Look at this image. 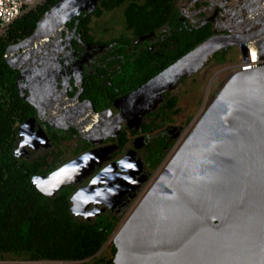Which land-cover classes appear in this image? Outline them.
<instances>
[{
	"label": "water",
	"instance_id": "obj_1",
	"mask_svg": "<svg viewBox=\"0 0 264 264\" xmlns=\"http://www.w3.org/2000/svg\"><path fill=\"white\" fill-rule=\"evenodd\" d=\"M98 1L58 0L37 22L34 32L11 48L21 49L19 59L35 65L38 54L60 37L65 22L83 11H91ZM245 8L246 18L254 24L264 21V0H253ZM60 9L65 14L54 18ZM48 19H51L49 25L39 30ZM226 31L229 33L208 36L120 99L124 102V114L138 115L139 125L141 116L156 107L164 90L173 89L177 80L196 72L209 56L231 45L238 46L243 62L254 61L255 51V56L264 57V50H260L264 43V26L245 29L242 33H234L232 28ZM210 44V49L196 55ZM21 77L17 78L20 94L35 104L43 76L38 74L33 79V87L28 88L26 96L21 92ZM164 79L163 86L157 87L156 84ZM146 100L153 102L145 106ZM97 117V113L93 114L94 119ZM29 121L19 126L20 135L29 134L24 127ZM90 126L91 123L83 125L81 131H87ZM110 151L109 146L85 152L93 154L95 159L82 168L73 181L61 184L51 196L67 184L82 181L108 159L106 154ZM83 154L62 165L72 161L81 163ZM135 164L138 169L142 166L140 160ZM109 165L112 172L100 170L94 177L100 179L108 174V182L113 180L114 184L92 188L89 183L78 190L86 189L88 194H94L101 189L107 199L97 197V200L106 204L121 195L129 181L123 177L131 178L136 170H126L118 164L121 172L114 174V164ZM49 174L33 176L46 179ZM147 179L148 175L140 178L137 188ZM109 189H114L115 195ZM72 208L73 203L71 212ZM101 210L104 209L99 213ZM104 243L94 255L101 251ZM113 246V264H264V62L244 70L237 68L231 73L117 229Z\"/></svg>",
	"mask_w": 264,
	"mask_h": 264
},
{
	"label": "flooded vegetation",
	"instance_id": "obj_2",
	"mask_svg": "<svg viewBox=\"0 0 264 264\" xmlns=\"http://www.w3.org/2000/svg\"><path fill=\"white\" fill-rule=\"evenodd\" d=\"M126 1L128 3L125 7L124 15L127 22L126 10L130 3L133 1L136 5L142 6L146 0H132L131 2L130 0H125L122 3ZM173 4L176 7V0ZM209 4L207 3L205 8L212 9V14L206 16L203 7L196 8L191 14L197 17L196 19H193L185 8L176 7L181 23L188 29L209 25L211 33L208 36L228 34L229 32L226 29L232 28L233 30V20L240 15H236L237 11L228 5L227 0H213ZM116 6L107 8L99 0L98 5L96 4L91 11L81 12L84 15H89L86 28L81 26L79 22L81 13L68 19L64 24L65 29L61 31L60 37L55 39L54 52L52 54L44 53L41 58L42 61H36L35 65H30L27 61H21L19 59L21 49L18 48H10L8 54L12 58H6L7 63L17 71L16 89L24 101L23 108L27 110L26 116L21 121L17 120L14 123L17 135L13 144V155L24 140V136L19 134L18 128L26 120L30 119L26 124L29 126L26 129L29 133L28 135H36V132H38L36 136L44 140V143L41 144L39 139H34L31 146L26 145L20 148V157L17 158L14 155L17 161L32 162L36 159L45 163L46 160H44L45 157L42 153L49 148H54L53 159L47 161L53 162L54 160L53 164L41 172L35 173L47 175L60 165L85 152L111 147V151L106 154L108 159L104 160L100 166H96L82 181L75 184H67L54 196L47 197L54 198L62 191L67 192L70 210L72 194L80 187L88 185L90 180L104 167L114 164L113 173L116 174L121 172L118 166L119 160L126 157L129 162L136 163L139 160L141 161V168L138 169L136 166V172L134 171L132 177L126 183L125 191L121 195L110 200L108 204L105 202H99L96 205L90 203L86 207V211L104 209L98 215L85 219L83 216L73 215L70 210L77 220L90 222L95 221L101 215L113 217L112 214L114 215V213H120L125 208H134L136 206V200L140 193L138 191L142 190L137 188L136 183L145 175H148V178L150 177L147 168L151 166L152 158L157 155L156 149L158 147L161 148L160 161L166 159L163 153L171 147L168 144L171 140L175 141V135L178 131L180 132L181 128L170 125L165 117L166 113L164 110L170 109L168 100L172 97L170 93L172 89L163 91L162 99L159 100L153 110L141 116L139 125L137 124L138 115L130 116L125 115L126 113L124 114V102L122 103L120 99L139 88L173 63H167V65L153 73V71L144 67L146 60L142 61L139 59L140 54L143 52L161 54L170 50L172 45L170 39H168L171 34L168 22L142 33H136L135 28L126 23V29L131 31V35L124 34L109 39L98 38L92 34L91 16H100L103 9L109 10ZM97 9H99V12ZM183 9L185 12L182 11ZM197 19L200 20L197 21ZM227 49L229 47L224 50ZM8 54L5 52V56ZM148 64H151V62L148 61ZM38 74L43 76V83L39 86L41 92L34 99V104L20 94L17 78L22 75L20 87L21 92L26 96L29 93L28 88L33 87V79L38 77ZM183 78L177 80L175 86ZM152 102L153 100H146L144 105ZM126 104L127 102H125ZM95 113L98 114L97 119L93 118ZM156 116H161L162 120H160L158 126H162L164 129L153 135L152 132L156 125H153L152 121H148L147 118ZM89 123H91L90 128L87 131H81L83 125H88ZM45 136L48 138L47 140ZM70 140H74L73 144L69 142ZM65 142L67 144L70 143L71 149L66 151V155L63 156L61 149ZM156 142L157 145H155ZM143 149L145 151L141 154ZM108 179L109 175L104 174L100 178V182L92 185V188L114 184L113 180L108 182ZM133 194H135L134 197H131ZM97 260L94 255L71 264H92Z\"/></svg>",
	"mask_w": 264,
	"mask_h": 264
},
{
	"label": "trees",
	"instance_id": "obj_3",
	"mask_svg": "<svg viewBox=\"0 0 264 264\" xmlns=\"http://www.w3.org/2000/svg\"><path fill=\"white\" fill-rule=\"evenodd\" d=\"M57 1L45 0L29 9L10 24L6 36L0 37V257L12 254L30 259L82 260L93 256L106 239L108 215H101L93 222L77 220L69 210L67 192L62 191L54 198L47 197L32 184L31 175L41 172L43 163L36 159L17 161L13 155L17 135L14 123L21 121L27 110L23 108L24 101L16 89L17 71L7 63L5 50L12 42L31 35L37 22ZM123 1L101 0V4L111 8ZM174 1L146 0L142 6L132 1L126 10L127 23L135 28L136 33L169 23L170 50L161 54L143 52L139 56L142 61L146 60L147 66L144 64V67L153 73L174 62L211 33L209 25L184 27ZM88 16L79 15V22L85 28ZM223 54L215 52L213 56L223 60ZM175 103L174 96L169 98L170 108ZM172 143L173 140L168 146ZM156 150L151 166L161 159V148ZM98 261L113 264L112 258H99Z\"/></svg>",
	"mask_w": 264,
	"mask_h": 264
},
{
	"label": "rangeland",
	"instance_id": "obj_4",
	"mask_svg": "<svg viewBox=\"0 0 264 264\" xmlns=\"http://www.w3.org/2000/svg\"><path fill=\"white\" fill-rule=\"evenodd\" d=\"M211 1L213 0H176V7L185 8V10H187L186 12L189 15H191L196 8L203 7L204 11L206 12V16H208L212 14L213 10L209 8H205V7H206V4L207 3L209 4ZM227 1H228V5L231 8L233 7V10H236L237 13H239L242 10L241 6L245 0H241L238 3L235 2V0H227ZM252 1L253 0H249L248 3ZM127 3L128 2L126 1L120 4L119 6H116L109 10L103 9V12L100 16L92 15L91 16V29H92L91 33L94 34L96 37L102 38V39L104 38L109 39V38L117 37L119 35H124V34L131 35V31L126 29L127 22L125 20V15H124V11H125V7ZM97 5H98V2H97ZM33 7L35 6L27 5L24 9V13ZM185 10L183 9L182 11L185 12ZM243 15H246V11L243 12ZM191 17L193 19L197 18L193 15H191ZM198 20L200 19H197V21ZM252 24H254L253 20H251L249 23H247V25L243 27L241 33L243 32V30H245L247 26L252 25ZM239 27H242V26L240 25ZM258 27H262V24L261 23L256 24L255 28H258ZM234 32H238V31H234ZM27 37L28 36H26L25 38ZM23 39H19L17 42H12L7 47L5 52H7L8 54L9 48L18 44ZM15 48L16 47H13V49ZM263 48H264V43H263ZM217 52H224L223 60H218L215 56H213L214 54H212L211 56L208 57L207 61L204 63V65L200 69H198L194 73H191L189 76L184 77L183 80L180 81L170 91L171 95L176 98V103L170 109L164 110L166 113L165 117L166 119H168V123L170 125L179 126L181 128H180L179 134L175 136V141L172 143L171 147L163 153L164 157H167L170 154V152H171V156L173 155L174 152L172 153V150L175 147V145L178 143L180 137L182 136L180 141H182L186 137V135L188 134L192 126L196 123V121L204 113V111L206 110L211 100L214 98V96L216 95L220 87L227 80V78L231 75V73L235 71L237 68H240V65L247 63V62H243L242 55L237 45H231L229 46V49L227 50L222 49ZM6 58L10 59L12 58V56L8 54L6 55ZM147 120L148 121L151 120L153 125H156L154 127V131L152 132L153 135L161 132V130L164 129L162 126L161 127L158 126L160 120H162L161 116L148 117ZM69 142L73 144L74 140H70ZM180 143H178V145ZM69 144H67V142L63 144V147L61 149V151H63L62 153L63 156L66 155L65 154L66 151L71 149V146ZM155 145H157V142L155 143ZM144 151L145 150L143 149L141 151V154H143ZM53 152H54V148H49L46 152L42 153L45 157L44 160H46V162L43 163V165L41 166L42 170L46 169L47 167L53 164L54 160L53 162H47L53 159ZM59 159H62V158H59ZM161 162L162 161H160L155 166H150L147 168V171L149 172V176L153 178L151 183L157 177L162 167L166 164V162L160 164ZM150 179L148 178L144 182V184L140 187L142 190L138 191V193L140 192L139 198H140V194L143 193L142 191H144V188L146 187V185H148ZM129 209L130 208L128 209L125 208L120 213H114V215L112 214L113 217H110L109 220L106 222L108 224L105 227V231H106V239L104 241L105 243L101 251L95 255L96 259L102 258L104 260H107V259L113 258V255H114L113 237L117 229L121 226L123 221L127 218L126 216L128 215L126 214ZM11 257H15V256L12 254H5L2 258H11ZM92 264H102V263H99V261L98 262L95 261Z\"/></svg>",
	"mask_w": 264,
	"mask_h": 264
},
{
	"label": "clouds",
	"instance_id": "obj_5",
	"mask_svg": "<svg viewBox=\"0 0 264 264\" xmlns=\"http://www.w3.org/2000/svg\"><path fill=\"white\" fill-rule=\"evenodd\" d=\"M66 19V17H65ZM25 129L29 126L24 125ZM24 136V140L20 144V148L25 147L26 145L31 146L32 141L34 139H39L41 144L44 143L42 138H38L35 134L31 136L25 135V133H21ZM20 148H18L14 155L19 158L21 155ZM95 159L94 155L91 153H85L80 157L81 163L77 164L75 161H72L68 164L62 165L55 171L51 172L48 178H41L39 176L32 177V184L36 187L38 191L43 193L45 196L53 195L54 190L59 189L60 185L65 183L66 181L71 182L75 179V176L80 174L82 168H86L89 165V162ZM118 164L122 166L123 169H131L135 170L136 164L134 162H129V159H121L118 161ZM104 173L112 172V168L109 165L102 169ZM114 179V177H112ZM124 179H130L129 177L125 176ZM100 182L99 177H94L90 180V185H96ZM113 195H115L114 189H109ZM97 197H102L103 199H107L105 193L101 189L95 190L94 194H88L86 189L78 190L72 197L71 201L73 203L72 212L75 216H83L85 219L97 215L99 213V209H93L87 212L83 211L84 206H87L90 203H99Z\"/></svg>",
	"mask_w": 264,
	"mask_h": 264
},
{
	"label": "built area",
	"instance_id": "obj_6",
	"mask_svg": "<svg viewBox=\"0 0 264 264\" xmlns=\"http://www.w3.org/2000/svg\"><path fill=\"white\" fill-rule=\"evenodd\" d=\"M45 0H0V37L6 36L10 24L24 13L27 5H39ZM247 65H240L244 70L251 67V62ZM78 260H56V259H30L24 257H0V264H71Z\"/></svg>",
	"mask_w": 264,
	"mask_h": 264
},
{
	"label": "bare ground",
	"instance_id": "obj_7",
	"mask_svg": "<svg viewBox=\"0 0 264 264\" xmlns=\"http://www.w3.org/2000/svg\"><path fill=\"white\" fill-rule=\"evenodd\" d=\"M241 0H235V2H240ZM249 2V0H245L244 1V3L242 4V6H241V11L239 12V13H237L236 12V15H240V16H237V19H234L233 20V23H234V28H233V31H238V32H241L242 31V29H243V27L245 26V25H247V23H249L251 20L250 19H248V18H246L245 16L246 15H243V12L244 11H246V14H247V10H246V8H245V5H247V4H250V3H248ZM232 9H233V7H232ZM60 14H65V11L63 10V9H60L59 11H57L56 12V14L54 15V18L56 17V16H59ZM240 17V18H239ZM243 17V18H242ZM242 18V19H241ZM240 19V20H239ZM50 21H51V19H48L45 23H43L41 26H40V28H39V30H43V29H45L48 25H49V23H50ZM259 23H261L262 24V26H264V21H261V22H259ZM258 24V23H257ZM242 26V27H239V26ZM255 26H256V24H252V25H249V26H247L245 29L247 30V31H249V30H253V29H255ZM249 28V29H248ZM241 29V30H240ZM245 30H243V32H244ZM59 37H57L56 39H58ZM54 43H55V39H54V42L51 44V45H49V46H46L45 48H44V50H43V52L41 53V54H38V59H37V62L38 61H42V56H43V54L44 53H48V54H52V52H54ZM212 47V45L210 44V45H206L204 48H201L200 50H199V52H198V54H196L197 56L200 54H202L204 51H206V50H208V49H210ZM260 50H264V48H263V43H262V45H261V49ZM255 53H256V51H255ZM253 59H255L254 61H252L251 62V67H253V65H255V64H258V63H260V62H264V57L262 56V55H260V56H255V58H253ZM247 64H249V63H245V64H243V65H247ZM250 67V68H251ZM171 77V76H170ZM166 82V79H164V80H161L158 84H156V86L157 87H161V86H163V84ZM156 87V88H157ZM162 93H164V92H162ZM123 103V102H122ZM146 105V104H145ZM185 132V131H184ZM184 132H183V134H184ZM182 137V136H181ZM181 137H180V139H181ZM180 139H179V141H178V143H180L181 141H180ZM178 143L175 145V147L173 148V150H172V153L174 152V150L177 148V146H178ZM170 156H171V152H170V154L166 157V159L164 160V162H167V160L170 158ZM163 162V163H164ZM153 180V178H151L150 180H149V183H148V185L151 183V181ZM148 185H146V187L144 188V191H142L143 193L145 192V190H146V188L148 187ZM142 193V194H143ZM142 194H140V197H141V195ZM140 198H139V196H138V198H137V200H136V202H138V200H139ZM133 208L131 207L129 210H128V212H127V214L126 215H129V213H130V211L132 210ZM127 217V216H126Z\"/></svg>",
	"mask_w": 264,
	"mask_h": 264
},
{
	"label": "snow or ice",
	"instance_id": "obj_8",
	"mask_svg": "<svg viewBox=\"0 0 264 264\" xmlns=\"http://www.w3.org/2000/svg\"><path fill=\"white\" fill-rule=\"evenodd\" d=\"M252 55H253V58H255V53H253Z\"/></svg>",
	"mask_w": 264,
	"mask_h": 264
}]
</instances>
